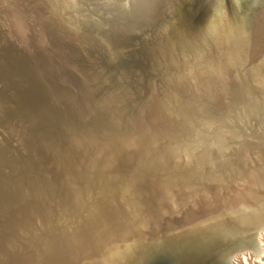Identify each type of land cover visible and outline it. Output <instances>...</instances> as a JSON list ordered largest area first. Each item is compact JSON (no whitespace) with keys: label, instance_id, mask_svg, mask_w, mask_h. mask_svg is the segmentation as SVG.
<instances>
[{"label":"rangeland","instance_id":"374dc122","mask_svg":"<svg viewBox=\"0 0 264 264\" xmlns=\"http://www.w3.org/2000/svg\"><path fill=\"white\" fill-rule=\"evenodd\" d=\"M85 1L77 0L86 11L78 14L69 0H0V245L5 246L7 234L16 233V245L5 264H58L54 255L64 264H111L117 251L130 246L125 242L127 236L137 237L136 220L146 212L166 208L168 213L188 215L193 201L206 199L208 203L249 193L238 202L240 208L247 210V216L264 218V196L252 193L264 190V170L245 165L253 162L264 169V57L259 60L263 46L238 48L242 40L231 27V31L222 26L214 31L212 24L208 26L217 0L209 1L212 12L208 5L196 12L198 0L194 4L192 0L162 2L163 9L151 13L153 20L145 25L148 1L160 0H132L135 8L142 6V15L136 18L141 27L135 29L113 27V5H106L111 8L106 13L103 2ZM221 1L228 9L224 16L236 20L232 0ZM89 16L107 24L101 23L100 29L91 27L94 20ZM248 19L258 20L252 13ZM206 26L208 41L227 33L236 41L230 43L228 34L226 46L199 44L200 51L195 47L180 52L159 38L163 28L171 38L179 32H202ZM102 41L105 46L100 45ZM242 47L246 52H239ZM230 48L238 55L227 60ZM149 116L159 125L156 116L163 117L164 123L170 121L171 129L145 124ZM93 123L104 128L103 132L86 136L85 128ZM136 156L146 159L149 166L119 177L112 173ZM63 167L83 174L75 177L68 198L59 194L60 189L51 196L45 190L25 191L40 179L59 187L55 174ZM97 168L107 170L99 179L92 175ZM180 169L201 174L195 181L180 180L177 188L168 186L172 174ZM120 179L124 187L118 184ZM148 181L153 191L138 189L127 194ZM240 182L256 185L245 186L239 193L223 192ZM141 191L152 194L145 200L139 196ZM131 195L140 213L127 220L125 227L114 224L110 220L114 204L120 201L123 206L121 200H131ZM33 201L49 209L52 221L44 220L43 229H34L42 206L34 205L39 215L33 214L28 205ZM225 201L222 208L234 207ZM71 203L73 214L66 210ZM254 207L258 209L250 211ZM11 213L28 229L11 228L16 226L10 224ZM257 229L261 233L264 225ZM56 230L67 232L69 239L67 235L53 239L48 231ZM79 231L86 233L87 240L76 247ZM51 241L57 242V250L48 245ZM65 241L72 245L66 248L69 243ZM259 245L264 246L260 239ZM227 264H264V252L245 251Z\"/></svg>","mask_w":264,"mask_h":264},{"label":"bare ground","instance_id":"6f19581e","mask_svg":"<svg viewBox=\"0 0 264 264\" xmlns=\"http://www.w3.org/2000/svg\"><path fill=\"white\" fill-rule=\"evenodd\" d=\"M69 1L71 2L70 5H72V9H74V12L77 11L76 13L79 14L80 10H81V12L83 10L85 11V9H83V5L80 4V3H77V0H69ZM83 1H85V0H83ZM91 1L92 0H86L85 2L90 4ZM166 1H168L167 4L170 1L172 2V0H163V1L160 0L157 3L156 2L152 3L150 1H148V3H147L148 8H147V10H144L146 13L144 14L145 16H144V19L142 20V21H144V25L147 24L150 19H152L151 16H153V15L151 13H157L158 14L159 11L163 9V7H164L163 4L164 3H162V2L166 3ZM176 1L179 2L181 0H176ZM198 1H199L198 4L194 5V7L196 9V12H197L198 7H202V6L205 7L206 5H208V11L212 12V10H211L212 6H209V4H210L209 1L210 0H198ZM99 2H103V4L101 6L106 7V8H104L106 13L111 11V8L106 6V5H113L112 16H114V19H115V21L113 22V27L114 28H118L119 29V28H129L130 27V28L135 29L136 27H141L140 23L136 20V18L139 17L140 15H142V13H141L142 6H139V8L138 7L135 8L136 3L134 1L126 0L127 3L131 2L132 4H134L132 6L127 5L126 2H122V0H99ZM191 2H192V4H194L193 3L194 0H192ZM216 2L217 3L215 4V7L213 8V15H212V18L210 20L211 23H209L208 26L210 24H212V28L214 29V31H220L222 28L224 30H226V31H231V28H232V30L235 31L233 33L237 32L236 34H239L240 37H241V40H242V41H239L241 45H239L238 48L240 46H243V47L244 46H248V47L249 46H263V48H264V0H239L237 6H235V0H232L231 7L234 10L233 14H235L237 16V19L234 20V21L233 20H229L228 18H226L224 16L225 15L224 11L228 10V9L222 6L223 2L221 0H217ZM99 4L100 3H97L96 5L98 6ZM95 7H93L92 9L95 10V11H98V8H95ZM241 10H243L242 15H237L236 13H241ZM84 13H86V11ZM247 13H248V15H247ZM251 13H252V15L254 17H257L258 20L260 19L259 21L257 20V23H255L254 20L248 19L249 15ZM84 16H86V14ZM119 16H124V17L122 18V20L117 21V18ZM219 16L222 17L223 19L220 18ZM89 17H91L90 19H93L94 21H93L92 26L91 25H88V26L97 27V28L100 29V24L103 23V22H100L97 18H95L93 16H89ZM98 18H100V17H98ZM222 20L224 22L220 23V22H222ZM82 22H84V21H82ZM103 24H107V23H103ZM221 26H222V28H221ZM206 27H205V30H203L202 32H199V31H197V32L196 31L187 32V31H185L186 34H183V32L181 33V32L178 31L179 33H175L171 38L169 36H168V38L166 37L167 33H166L165 28H163V30L160 33L161 36L159 38L162 37L163 40L166 41L167 46L171 47L172 50H179L180 52H183V51H186V50H191L192 48H195V47L197 48L196 50L200 51L202 46H198L199 44L206 45V46H226L227 44H229V41L226 38H229V36L230 37L232 36L230 33H227V34H225L223 36L220 35L218 37V39L213 38V39L208 41V39H209V36H208L209 27H207V28ZM171 32H174V31L171 30ZM165 33H166V35H165ZM228 34H229V36H228ZM232 37L230 39V43L232 41H236L234 36H232ZM166 39H168V40H166ZM206 39H207V41L204 43V40H206ZM105 44H106V42L102 41L100 45L101 46H105ZM169 44H174V46H172V45L169 46ZM243 47L240 49V51H239L240 53L241 52H246V51H243ZM244 49L248 50L249 48L245 47ZM262 50H263V52L261 54V57L258 56L260 59L259 58H256V59L261 60V58L264 57V49H262ZM235 55H238L237 52L233 51L230 48L229 55H227V57H225V58L227 60H229V59L231 60V59L234 58ZM223 59H222V61H223ZM262 67H264V64H263ZM257 92L256 93L253 92V94L254 93L257 94ZM253 94H251V95H253ZM254 96H256V95H254ZM152 118H153L152 116H149V121L146 122L145 124L150 123V125H152L154 128H156V126H157V128H161V129H163V128L164 129L165 128H168V129L170 128L171 129V125L169 123L170 121L164 123V121H163L164 118L163 117H157L156 116V121H159V123L161 124V125H159L155 121H151ZM152 122H154V123H152ZM258 124L260 126L261 123L258 121ZM132 125L133 126H141L140 123L136 125L134 122L132 123ZM255 127H257L256 124H255ZM103 129L104 128H102L98 123H95V124L93 123V124H90L87 128H85V130L87 131V133H85V134H86V136H94L98 132L101 134L103 132ZM92 131H96V132H92ZM214 133H216L217 137L221 136L217 132H214ZM82 137H84V134H83ZM219 144H221V143H219ZM134 163H138V164H141V165L135 166ZM245 165L254 168V170H256V171L258 170V171L262 172L264 170L261 167V165L257 166L253 162L252 163L251 162L247 163V161H246ZM262 165L264 166V163ZM146 166H149L148 161L146 159H144L143 157L141 158V156H136L132 163L131 162L129 164L126 163L124 165L123 169H120L119 171L118 170L112 171V173H118L116 175H117V177H119V176H121V174L126 175L130 171H138V170H141L142 168H145ZM106 172H107V170L105 171V170L102 169V170L99 171V168H97V169L92 171V173H93L92 175H95V178L97 177L96 179H99L101 176L105 175ZM197 174L200 175L201 173L199 171L197 172L196 170L192 171V170H182V169H180L176 173L172 174V179L173 180H171V183H169L168 186L172 185L173 187H176L178 185L177 183L180 180L184 181V182H191L190 180L195 181V180L199 179L196 176ZM79 175H80V177H82L83 174L81 175V172L69 170V169L63 167L62 169L58 170V172L55 174V178H57L59 176L58 182L59 181L61 183L63 182L62 185L60 183L59 187L54 186V181H49L47 179H40V180L36 181L35 184L32 183V185L31 184L27 185L28 188H25V191H28L31 194H34V192L37 193L39 190H45L47 192V195L51 196L52 193H53V195H57V192H55V190L56 189H60L61 192L59 194H61V196H65V197L68 198L69 196H71L70 191H74V187H72V185L76 181L75 177H78ZM174 180H176V183L174 182ZM121 182H122V179L119 180L118 184L121 185L122 187H124L123 182L122 183ZM151 183L152 182L148 181L146 186L145 185H143V186L137 185L136 187H132V188H130V191L128 190L127 194L130 195L131 193L137 191L138 189H145V190L147 189V190L153 191V189H150V186H152ZM117 185H115V186H117ZM250 185L253 188V186L256 185V183H248L247 184L246 182H240V183H236V184H233V185L230 184L229 187H228V190H224L223 192H226V193H233L234 192L235 193L237 191H240L241 188H243L245 186L249 187ZM259 186H261V185H259ZM120 189H122V188H120ZM120 189L117 190L116 193H118L120 191ZM167 190H169V189H167ZM18 192H20V190ZM223 192H221V193L223 194ZM255 192H256V195H260V196L263 195L264 196V190H260L258 192L255 191ZM237 193H239V192H237ZM151 194L152 193H143L141 191L139 196H142L143 199H145L148 196L150 197ZM245 195H246L245 193H240L236 197H234L235 195L229 196V197H234V201H229L230 199H226V198L224 200H221V201L218 200V199L215 200V201H209V202L207 201L208 203H206V199L203 200V201H193L192 200L193 203H195V205L193 206L192 210H190L191 213H188V215H185L182 211H178V212L174 211V212L168 213V210H166V208L158 209L157 207H155L157 209L146 212V214H144L140 218V220H136V222L138 223V228L137 229H139L140 232H142L143 230L147 229L144 232V234L140 233V232H137L138 233L137 237L139 236L138 238L135 236L136 234L135 235L131 234V235L127 236V240L125 242H129L130 243V247H131L134 244H137L138 242H140L143 238L147 239V237L150 236V234L152 233L153 229L155 228V226L157 224L167 223V222L171 221L172 219L174 221H176L175 222V226L181 227L179 229H180V231L182 233L181 232L177 233V235L180 234L181 239L179 238L178 240L179 241L180 240H182V241L183 240H185V241L189 240V242H190L191 240L196 239L195 237L197 236V233H199L198 231H200V229H206L207 227H209V225H211V222H209V221H211V217L212 216H214V215L216 216L217 215L219 217L222 214L221 211L225 210L224 207L222 208V206L226 205V201L225 200L229 201V203L231 205H233V204H237L238 202H241V200H244L245 199ZM123 196H125V195H123ZM132 197L133 196L131 195V200L130 199L121 200L123 202L122 204H124L123 206L121 205L120 201L114 204V210L110 214V217H111L110 220H112L114 224H118L120 222L119 225H122V226L125 227L127 225L128 221H130L133 218L134 219L137 218V215L140 213L141 210L139 208H137V206L134 205V201L132 200ZM222 197H224V195H222L221 198ZM201 199H202V197H201ZM145 200H147V199H145ZM125 201L126 202H131V204L125 205ZM28 205L32 206V209H33L32 213L35 214V215H37L38 213L35 212L34 205H37V207L38 206H42V210L40 212V215L38 214L40 216L39 223L41 221V224L38 223V225L36 227L34 226L35 230H36V228L37 229H39V228L43 229V226H45V223H44L45 221L46 222L52 221L49 209H46V210L43 209V206H44L43 203H38L37 201H33V202L28 203ZM120 205H121V207H120ZM215 206H217L216 210L214 209ZM126 208L128 209L127 211H125L123 213L119 212L121 209H126ZM66 210H68L67 212L69 214H73V211L75 210V207L71 203V204H69V206H67ZM179 214H182L183 216L184 215L185 216L183 218H180L182 215H179ZM108 217L106 216L105 218L108 219ZM199 218L200 219L204 218V219H202L200 221H196L195 220V219H199ZM96 219L97 218H95L93 221H95ZM110 220H109L108 223L113 224ZM103 221H105V219ZM123 221H125V223H121ZM13 223H15L16 226H11V228H15V227H16L15 229L20 228L21 224L19 223V220L18 221L15 220V218L13 217V214H12V217L10 219V224L12 225ZM217 223L218 222H216V221L214 222V224H217ZM6 224H9V223H6ZM26 226H27L26 224L21 225V228H25ZM122 226H120V227H122ZM197 227L199 228V230L197 229ZM90 228H91V231H94L95 225L93 223H91V227ZM26 229H28V227H26ZM125 231H127V229H125ZM13 232H15V231H13ZM15 234L14 235L7 234L6 240L4 239L6 241L5 246L0 245V264H5V261L10 256V252L13 250V248L16 245L15 244V240H16L15 239V236H16ZM48 234L50 236H52L53 239L57 240V238L59 239L60 236L67 235V232H64L63 230H56L55 233L48 231ZM85 234L86 233L80 232L79 240L78 239L76 240L77 241L76 242L77 243L76 247L80 246L79 244H81V243L84 246L83 242H85L87 240ZM4 237H5V235H4ZM67 237H68V235H67ZM207 238H209V239L213 238V234L211 233V229L208 232ZM68 239H69V237H68ZM259 239H260L261 242H264L263 241L264 240V231L259 233ZM40 241H41V239H39V242ZM65 242L69 243V244H65L66 248H68L70 246V244L72 245V243H70V241H65ZM131 242H133V243L131 244ZM56 244H57L56 241H54L53 244H52V241L48 243L49 246L53 247L54 249L56 248V250H57V247H55ZM8 247H10V248H8ZM243 247H246V246H243ZM71 248H72V246H71ZM128 249L129 248L125 247V249L123 248V249H121V250L116 252V262H117V264L121 263L120 258H122V260H124V255H123L124 251L126 252V255L129 256L130 258L132 257V255H135V253H133L134 251H133L132 247H131L129 253H128ZM177 249H178V247H176L175 250H177ZM261 249L264 252V246L261 247ZM262 251H261V253H262ZM247 252H251L253 255H255V253L252 252V251H247ZM60 254H61V252H60ZM55 256L56 255H54L52 259L55 258V262L56 263L59 262L58 264H64V262L60 259V257H58L57 261H56V257ZM9 264H15V262L11 261ZM16 264H20V263H16Z\"/></svg>","mask_w":264,"mask_h":264},{"label":"water","instance_id":"95a60500","mask_svg":"<svg viewBox=\"0 0 264 264\" xmlns=\"http://www.w3.org/2000/svg\"><path fill=\"white\" fill-rule=\"evenodd\" d=\"M210 1L213 4V0ZM252 193L256 195V192ZM245 194L249 195V193ZM229 199L234 201V198ZM240 205L241 203L233 204L231 205V207L234 206L233 208L221 211L222 214L219 217L212 216L209 221L211 225L206 229H200L196 239L190 242L178 240L181 239L180 234L177 235L181 232L179 229L181 227L175 226L176 221L157 224L147 239L143 238L131 246L135 255L130 258L125 251L123 252L124 260L120 258V264H227L231 262V258L245 251L257 254L262 251L257 228L264 225V218H256L255 215L247 216V210H242ZM254 208V210L250 208V211L254 212L258 209ZM202 219L204 218L195 220ZM215 221L218 223L214 224ZM197 229L199 230L198 227ZM210 229L213 238L209 239L207 236ZM131 247H127L128 253ZM176 247H178L177 250H175ZM111 264H117V262L113 261Z\"/></svg>","mask_w":264,"mask_h":264}]
</instances>
